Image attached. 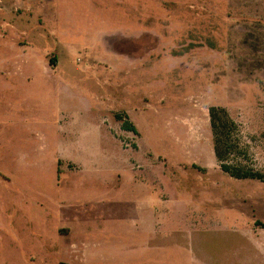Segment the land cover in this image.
Returning <instances> with one entry per match:
<instances>
[{
    "label": "rangeland",
    "instance_id": "374dc122",
    "mask_svg": "<svg viewBox=\"0 0 264 264\" xmlns=\"http://www.w3.org/2000/svg\"><path fill=\"white\" fill-rule=\"evenodd\" d=\"M212 106L264 174V0H0V264H264Z\"/></svg>",
    "mask_w": 264,
    "mask_h": 264
},
{
    "label": "trees",
    "instance_id": "16d2710c",
    "mask_svg": "<svg viewBox=\"0 0 264 264\" xmlns=\"http://www.w3.org/2000/svg\"><path fill=\"white\" fill-rule=\"evenodd\" d=\"M210 121L214 136V151L223 170L237 178L257 177L264 179V174L251 168L235 164L232 156L237 149L235 138V121L224 107L210 108ZM128 128L132 126L126 125ZM133 128V127H132Z\"/></svg>",
    "mask_w": 264,
    "mask_h": 264
},
{
    "label": "crops",
    "instance_id": "0c3cea01",
    "mask_svg": "<svg viewBox=\"0 0 264 264\" xmlns=\"http://www.w3.org/2000/svg\"><path fill=\"white\" fill-rule=\"evenodd\" d=\"M136 226H137L138 229H140L138 223L136 224ZM65 230H67V228H65ZM150 234H152V226H151V229H150ZM85 242L90 246V248H89V246H88V254H89V256H91L93 253L95 254V253H96L95 249H97V247L99 246V243L97 244V243H95V242L92 243L91 241H90V242H87V241H83V240H82V243H85ZM86 243H85V244H86ZM145 243H146V241H145ZM71 245H72V247H74L75 243L72 242ZM137 245H138V244H136V246H137ZM149 245H150V241H149ZM94 251H95V252H94ZM92 256H93V255H92Z\"/></svg>",
    "mask_w": 264,
    "mask_h": 264
},
{
    "label": "built area",
    "instance_id": "2783aa9c",
    "mask_svg": "<svg viewBox=\"0 0 264 264\" xmlns=\"http://www.w3.org/2000/svg\"><path fill=\"white\" fill-rule=\"evenodd\" d=\"M64 264H68V263H64Z\"/></svg>",
    "mask_w": 264,
    "mask_h": 264
}]
</instances>
